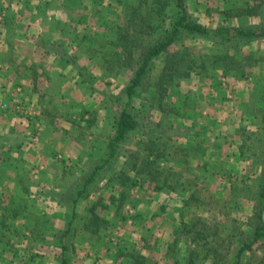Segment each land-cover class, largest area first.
<instances>
[{"label": "rangeland", "instance_id": "rangeland-1", "mask_svg": "<svg viewBox=\"0 0 264 264\" xmlns=\"http://www.w3.org/2000/svg\"><path fill=\"white\" fill-rule=\"evenodd\" d=\"M134 1L95 0L94 28L90 31L107 40L97 39L94 50L84 41L78 44L79 48H87L86 51L90 49L86 59L83 49L78 55L80 62L93 70L86 72L89 79L86 81V76L79 75L78 65H74L71 70L74 79L78 75L86 83L69 89L73 100L65 98L59 106L54 104L49 108L41 106L39 113H36L37 104L29 108V103L24 108L9 107L8 102L2 104L0 171L2 174L5 171L6 176L2 179L0 175V264H60L59 231L70 220L72 235L66 241L69 264H140L139 261L179 264L191 249H200V245L188 238V233L176 231H181L183 224L188 228L196 219L200 220L199 227L209 228L203 240L204 250L210 248L206 254L203 250L196 255V264H232L240 247L252 238L254 227L264 221V196H260L264 192L262 88L257 103H251L245 114L238 109L241 99L247 100L249 95L251 98V80L261 79L257 82L264 87V41L251 43L242 50L244 54L258 50L255 57L263 59L254 64L251 58L244 70L247 75L201 77L191 73L168 89L164 111L156 100H149V92L144 88L152 87L158 92L154 82L165 55L155 58L149 64L153 81L138 87L134 97V107L140 110V128L123 144L122 155L116 159L114 168L106 166L88 186V192L76 203L74 211L79 216L72 217V194L83 184L89 163L100 158L95 146L92 147V139L97 135V146L114 131L118 106L106 97L121 89L131 74L127 66L118 67L114 54L121 49L117 36L127 27H134L129 23L133 5L126 6ZM243 1L251 6V0H186V4L191 17L206 26L256 22L257 17L251 14L235 15V9ZM149 7L144 3L138 7L137 20L154 18ZM230 11H234L232 16L228 15ZM171 12L167 5L166 26ZM185 44L192 45L193 53L197 47L213 46L204 41ZM175 49L177 46H172L169 51ZM108 68L120 73L109 76ZM253 73L257 75L254 77ZM68 74L65 73L71 76ZM54 81L55 90L60 91L63 81L68 80L57 74ZM88 82L93 83L91 88L87 87ZM232 88L238 97H233ZM17 100H23L22 91L13 95L12 104ZM260 101L263 105L258 104ZM83 108L94 112V123L86 129L78 127L87 117L80 119ZM250 114L256 115V123L243 120ZM214 116L219 117L215 131L206 128ZM175 119H180V126ZM73 120L80 124H73ZM150 138L169 144L167 150L172 152L169 161H161L152 168L155 172L160 168L165 177H170L173 190L166 188L164 181H168L163 175L164 178L153 179L148 174H152L151 168L142 173L139 170ZM188 139L191 146L199 143L205 146L190 149V145H181L189 153L183 157L186 162L180 163L174 147L187 143ZM92 153H96L95 158ZM166 166L171 167L172 174L168 175ZM158 184L164 188L158 189ZM191 193L197 199L188 201ZM92 204L96 213L106 220L100 224L103 227L98 234L83 224ZM174 238H178V244L171 248ZM121 239L124 245H115ZM120 247L124 251L122 256L117 252ZM242 256V264H264V234Z\"/></svg>", "mask_w": 264, "mask_h": 264}, {"label": "trees", "instance_id": "trees-1", "mask_svg": "<svg viewBox=\"0 0 264 264\" xmlns=\"http://www.w3.org/2000/svg\"><path fill=\"white\" fill-rule=\"evenodd\" d=\"M134 2L135 3L131 2L126 4V6L133 5L131 9L132 16L129 19V23L132 22L134 27L130 28L126 26L127 29H125V32L120 33L117 36L116 41L121 45V49H119L114 54L118 67L123 68L124 66H127V69L131 70V74L121 89H119L117 92L108 94L109 97H106L108 101L113 100L118 106V115L116 118L114 131L113 134L109 136L108 140H104L105 142L100 140L99 145L97 146V135H95L92 139V147L95 146V152L100 153V158L98 157L96 161H91L89 163L86 170L87 172L84 173L85 176L83 184L77 187V191L73 193L74 195L72 194L70 200L72 204V206H70L72 217L79 216L78 213L74 211L76 209V203L81 197H84V195L88 192V186L95 182L98 176L102 174L103 170L106 169V166L109 165L112 167L114 165L116 159L122 155V148L125 141L128 140V138H130V136L137 129L140 128L142 124L139 116L140 110H137L134 107V97L137 96L136 89L138 87H143L144 82H146L147 84L148 82L153 81V77L150 76L149 73V64L155 58L161 55H165L162 67L160 69V73L158 74V77L154 82L155 88L158 90V92L152 90V87H150L149 89H147L148 87L144 88H146L145 90H148L149 92V100H156L158 107L162 106L161 108L163 111L165 110L163 105H165L164 100L166 99V96L168 94V89L170 90L171 85L174 82L177 83L180 78H187L191 75V73H195L201 77H214L219 74H221L222 76L223 74H230L233 76L247 75L244 70L245 66H249L251 58L253 59L254 64H259L260 62H263L262 57H255L258 50H253V52H249L246 54H244L242 50L251 43L264 41V17H262L264 16V0H251V6L248 2L246 3V1H243L240 2L239 6L237 7L238 9H235V15L247 17V15L251 14L252 17L256 16L258 19L256 22L251 21V23H248L245 21L241 24L222 23L211 26L203 25L191 17L186 4V0H135ZM142 3H144L148 7L150 6V10L154 14L153 19L142 18V20H137L138 7ZM167 5L170 6L172 12L169 14L171 20L168 21V25L166 26L165 8ZM233 12L234 11H230L228 15L232 16L234 14ZM104 18L101 20L102 24H104ZM100 37L107 40L104 36L95 35L93 31H89L88 34L82 35L80 40L86 42V46H90V49L94 50V42ZM187 41L196 44L204 41L209 42L213 46H203L202 48L197 47L195 49V53H193L194 49L192 45L189 46L185 44ZM65 44L67 45L69 43ZM172 46H177V49H175L174 51H169ZM70 47L73 48L72 45H70ZM77 49L78 50H74L73 54L69 58V61L67 58L64 57L62 58V60L67 65L71 64L72 68H74V65L77 64L80 68L79 75L86 76V72L88 74L91 72L90 70L93 69H89L86 64L80 62V55H78V53L79 50L81 51V49H83L82 51L86 52L83 53L85 54V57H83L84 59H86L88 57L90 49L86 51L87 48L81 46L80 48L79 46H77ZM218 71H221V73ZM118 72L120 73V71L118 70L112 71L110 69L107 74L110 76L115 75ZM74 75L75 73H73L72 71L71 76H67L65 75V73H59L58 77L60 76V78L65 81H71L74 78ZM255 75L257 74L253 73L252 76L255 77ZM87 78L88 76H86V81L89 80ZM255 79L256 81L251 80V98L249 95L247 100L241 99L239 101L238 109L241 110L243 114H245L244 110L247 109V107H251V103L253 104L254 101L257 103V98H259L258 94L261 91L260 87L262 88L261 93L264 95V87L260 86L257 82V80L261 79ZM82 82L86 83L84 77L82 81H80L79 78V81L75 83L72 87H79ZM91 83L92 82H88V88H91L93 84ZM232 92H234L233 97H238L236 95L237 92L235 93L234 88H232ZM55 94L59 95L60 99L68 98L69 100H73L69 97V92L63 94L59 90H55ZM54 104L59 106L58 103H50L48 108L52 107ZM258 104L263 105V102L260 101L258 102ZM12 105H20L22 108H24L25 106H23L22 101L18 100L16 103L11 104L9 107H11ZM41 106H45V101H43V104H39L40 108ZM85 115H87V117L85 118V120H83V125L78 126L81 129L90 128V126H92L94 123L93 111L87 110V108H83V112L80 114V119L84 118ZM243 116L244 115H242V117ZM189 117L194 118V116ZM36 118L39 119V116ZM218 118L219 117L214 116L213 120H209L211 124H208L206 128L209 129L212 127L211 129L215 131L219 125ZM175 120L177 121V125L180 126L181 123L180 121H178L180 119ZM243 120L251 122V124H253L256 123L257 117L256 115L250 114L244 116ZM72 123L80 124L79 121L77 122L75 120H73ZM35 133L36 132L34 130V136L36 138ZM168 138L171 137L168 136ZM150 140L151 141L148 142L149 144L145 145V149L147 150V153L145 155L146 158L143 161V165L140 167L139 170H141L142 173L145 172L146 169H148L149 167L152 169V174H148L153 179H157L158 177L159 179H161L165 177L162 169L158 168V171L155 172L153 171L154 168L152 167L159 166L161 164V161H169L170 156H172V152L170 153L167 150V147H169L167 141L159 140V138L157 141L152 138H150ZM189 140L190 139H188L187 143L175 145L176 147H174L173 152L175 153V155H178L181 158L178 160V162L180 163L186 162V159H184L183 157L189 153L186 152L188 149L181 148V145H183L184 147H188L190 145V149L196 148L198 147V145L200 147L205 146H201V143H199L198 145L196 144L191 146V140ZM251 143L253 146L254 141L251 140ZM10 149L13 148H9V150ZM96 153H92L93 158H95ZM149 157H151V159H149ZM164 168L169 171L168 175L172 172L171 167L166 166ZM165 178V180L168 181H164V183L167 184L166 188H169V190H173L174 185L169 182L170 177ZM163 188V186L158 184V189ZM260 196H264L263 190L261 191ZM191 199H197L194 193L190 194L188 201H190ZM94 208L95 204H92L88 210V216L84 217L85 222L83 224L88 227L92 232L98 234L101 231V227H103L100 224L106 222V220H104L98 213H96ZM199 221V219H196V221L191 223L188 228L186 227V224H183V228L181 229V231H176V233H188V238L192 239L196 243V245H200V249H191L186 259L184 261H179V264H196V255H199L200 251L204 250L205 241L203 239L206 234V231H209V228L203 226L199 227ZM72 227L73 224L70 220L65 225V227H63L59 231L58 244L61 248L60 264H69L68 259L66 258V254L69 251L68 243H66V241H68V238L70 237V235H72ZM263 234L264 221L254 227L252 231V238H250V241H246L240 247L237 253V260L232 264H242L241 260L244 251L250 249L253 243L256 242ZM201 240H203V242H201ZM173 241V243L171 242L172 244L170 243L171 248L177 246L178 238H174ZM121 243L122 239L119 240L118 243H116L115 245H124ZM213 250H215L216 252V247ZM204 251V253L206 254L210 251V248ZM117 252L118 255H124L122 247H120L119 251L117 249ZM139 263L145 264L144 261H139Z\"/></svg>", "mask_w": 264, "mask_h": 264}, {"label": "crops", "instance_id": "crops-1", "mask_svg": "<svg viewBox=\"0 0 264 264\" xmlns=\"http://www.w3.org/2000/svg\"><path fill=\"white\" fill-rule=\"evenodd\" d=\"M95 8V0H0V114L2 104L10 106L21 91L23 106L37 104L36 113L42 109L39 99L60 105L55 77L72 74L62 58L69 61L82 35L94 28ZM72 80L63 82V94L73 95L69 89L79 77Z\"/></svg>", "mask_w": 264, "mask_h": 264}, {"label": "built area", "instance_id": "built-area-1", "mask_svg": "<svg viewBox=\"0 0 264 264\" xmlns=\"http://www.w3.org/2000/svg\"><path fill=\"white\" fill-rule=\"evenodd\" d=\"M4 106H7V104H4Z\"/></svg>", "mask_w": 264, "mask_h": 264}]
</instances>
